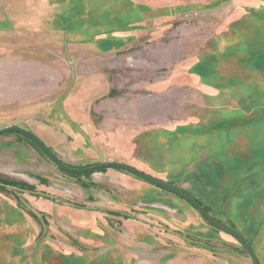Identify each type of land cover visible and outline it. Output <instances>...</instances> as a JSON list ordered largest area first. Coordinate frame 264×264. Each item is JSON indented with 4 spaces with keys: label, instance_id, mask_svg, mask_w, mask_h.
Here are the masks:
<instances>
[{
    "label": "rangeland",
    "instance_id": "rangeland-1",
    "mask_svg": "<svg viewBox=\"0 0 264 264\" xmlns=\"http://www.w3.org/2000/svg\"><path fill=\"white\" fill-rule=\"evenodd\" d=\"M192 196L264 264V0H0V130ZM0 264H252L184 200L0 137Z\"/></svg>",
    "mask_w": 264,
    "mask_h": 264
},
{
    "label": "water",
    "instance_id": "water-1",
    "mask_svg": "<svg viewBox=\"0 0 264 264\" xmlns=\"http://www.w3.org/2000/svg\"><path fill=\"white\" fill-rule=\"evenodd\" d=\"M8 134L21 135L31 140L35 145H37L40 148V150L53 163V165L62 172L72 174V175H84V174L93 173L97 171H103V170H120V171L126 172L127 174L133 175L162 191H165L171 195H174L184 200L191 207H193L210 226H212L218 231L225 233L233 237L235 240H237L244 248L252 264H260L253 248L251 247L250 243L247 241V239L244 236H242L241 234L235 232L234 230L226 226H223L217 223L211 217V215L192 196H190L188 193L178 188L177 186H174L167 182L156 179L132 166L119 163V162L106 161L104 163L96 164V165L86 167V168L70 167L69 165L64 163L62 160H60L59 157L41 139H39L32 132L24 128H20L16 126L6 127L0 130V137L8 135Z\"/></svg>",
    "mask_w": 264,
    "mask_h": 264
},
{
    "label": "trees",
    "instance_id": "trees-1",
    "mask_svg": "<svg viewBox=\"0 0 264 264\" xmlns=\"http://www.w3.org/2000/svg\"><path fill=\"white\" fill-rule=\"evenodd\" d=\"M24 137V136H23ZM26 138V137H25ZM33 143V142H32ZM34 144V143H33ZM37 146V145H36ZM38 147V146H37ZM39 148V147H38ZM40 149V148H39ZM43 153V152H42ZM44 154V153H43ZM45 155V154H44ZM46 156V155H45ZM74 168H76V167H74Z\"/></svg>",
    "mask_w": 264,
    "mask_h": 264
}]
</instances>
